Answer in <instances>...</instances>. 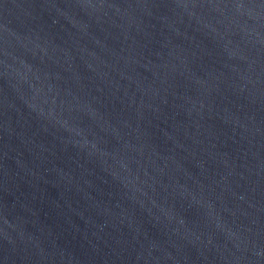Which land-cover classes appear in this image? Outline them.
<instances>
[{"label": "water", "instance_id": "obj_1", "mask_svg": "<svg viewBox=\"0 0 264 264\" xmlns=\"http://www.w3.org/2000/svg\"><path fill=\"white\" fill-rule=\"evenodd\" d=\"M0 264H264V0H0Z\"/></svg>", "mask_w": 264, "mask_h": 264}]
</instances>
